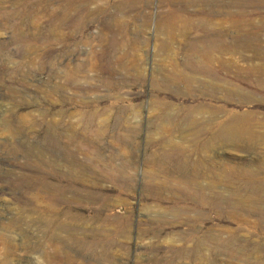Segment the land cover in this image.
I'll return each instance as SVG.
<instances>
[{
  "label": "rangeland",
  "instance_id": "374dc122",
  "mask_svg": "<svg viewBox=\"0 0 264 264\" xmlns=\"http://www.w3.org/2000/svg\"><path fill=\"white\" fill-rule=\"evenodd\" d=\"M197 1L202 0H0V257L11 244L19 246L16 264L49 256L53 251L43 224L62 223L75 228L73 240L93 242L96 249L84 252L70 241L65 247L66 233H57L60 255L65 250L69 256L62 264H89L92 254L109 257L100 258L101 264H264V193L256 202L244 191L253 184L264 188V33L252 41V50L244 44L213 53L236 64L229 73L211 65L222 86L217 95L186 83L155 89L164 80L159 71L194 72L187 44L202 38L201 30L171 39L158 28L174 11L193 16L195 23L203 17ZM248 1L233 0L229 14L211 19H242L240 6ZM202 3L211 7L227 0ZM245 11L257 24L264 0H253ZM196 46L202 51L201 42ZM236 69H249V77H235ZM235 92L251 99H226ZM90 112L97 116L93 125L83 119ZM44 114L57 132L73 134V146L50 138L40 119ZM232 116L246 121L240 141L206 144ZM194 122L209 129L192 131ZM27 149L45 153L46 159L26 155ZM166 154L176 158L166 173L181 178L190 171L199 186L211 188L206 196L216 191L222 197L221 207L200 203L193 185L184 191L162 174L153 179ZM53 157L72 174L57 177L46 170ZM177 163L184 169L175 168ZM237 188L239 197L231 198ZM46 192L57 193L53 210ZM240 198L247 203L236 210ZM66 208L70 213L59 215ZM89 230L103 235L89 236Z\"/></svg>",
  "mask_w": 264,
  "mask_h": 264
},
{
  "label": "bare ground",
  "instance_id": "6f19581e",
  "mask_svg": "<svg viewBox=\"0 0 264 264\" xmlns=\"http://www.w3.org/2000/svg\"><path fill=\"white\" fill-rule=\"evenodd\" d=\"M202 1H204V0H202ZM202 1H201V3H199V1H197V3L195 4V6L197 7L198 11L203 14V17L197 19L195 23H194V21L192 19V18H194L193 16H192V18H190V17H187L188 15L185 16V14H181V12H179V11H174V12H169L167 14V17L165 18V20L162 23L159 24L158 31L159 32L166 31V33H169L170 34V38L171 39H173V34H175V33H178L179 35L185 36L186 34H188L187 32L192 31L193 29H199V31L201 30L200 32H202L201 33L202 34V38H200L199 40H196V41L194 40V42L192 43L193 45H191L190 43L187 44V47L189 48L188 51L191 53L189 55V58H188L190 60V64H191L190 68L192 67L193 70H194V72H191L190 71L192 74L191 73H186L185 71L182 72V73H180V72L177 73L176 70H175V72H172L171 71V73L168 72L166 74H162V72L159 71V74L161 75V77L164 80L163 81L161 80V81L157 82L155 84V89H158V90L160 89L161 90L163 88H167V87L172 86V84L186 83V84H190V85H196V87L198 89H199V87H201L200 88V91L201 92H204V93H207V95H209V96L217 95L218 91L222 88V86H220L219 84L215 83L216 80H219V77H217V75L213 72V70L211 68V65L217 64L221 68V70H224L227 73H229V72H232V68H231V71L228 70V68L231 67V66H233V68H234L235 67L234 66L235 63L233 64V62H232L231 59L226 60V59H222V58H217V57H215L213 55V53H216V52H220V53L221 52L222 53L223 52H226V53L233 52L236 49V47H239V46L244 45V44H245V46L248 49L252 50L253 46H256L254 42L252 44V41H255V42L258 41V39L256 37L259 36V35H261L262 33H264V14L259 15V17H261L262 21L258 22L257 24H254L253 23L254 22L253 20L255 19V15H252V14L249 15L245 11L248 8H252V6H253V0H249L248 2H245V3H243L240 6V10L241 11L239 12V15H242L241 16V17H243L242 19L241 18H237V17H233V16H229L227 19L220 20V21H217V22H215L211 18L214 17V16H218L220 13H222V14H229V11H230V9L232 7V2L231 1H233V0H227V4H222V3H220L218 5L213 4L211 7L210 6H208V7L205 6L202 3ZM221 1H223V0H221ZM245 13L248 14V15H245ZM119 22H118V24H119ZM114 24L115 25L117 24V20H115V23ZM230 35L231 36L234 35V36L231 37ZM167 36H168V34H167ZM229 37L231 38V40L228 41L227 38H229ZM167 38H169V37H167ZM185 39H187V38H185ZM200 42L202 43V46H203V48L201 49L202 51H198L197 46H196V44L197 43H200ZM165 44H168V43H165ZM259 45H261V43ZM162 47H164V46H162ZM167 49L168 48H166V50ZM162 52H163V50H162ZM172 59H174V58H172ZM234 62H236V60ZM241 68H243V67H241ZM248 70L246 71V69L245 70L236 69V70H234L235 71L234 72V76L235 77L242 76L244 78H248L249 77ZM250 72H252V71L250 70ZM197 74L199 76H203V78H198L196 76ZM182 81H184V82H182ZM220 92H222V91H220ZM261 92H262V90H261ZM226 95H227V98L226 99H229V97L235 96V95H238L245 102H247V101H249L251 99V95L250 94H244L243 95V94H240L238 92H235V93H226ZM224 97H226V96H224ZM202 111H203V109H202ZM216 111L219 112L218 110H216ZM102 112H104V111L102 110ZM200 112H201V109L200 108L197 111H195V113L197 114L196 116H200ZM96 117H97L96 116V113L90 112V113L86 114L85 115V118H83V119L84 120H87L89 122V124L91 123L93 125L94 120H96ZM167 117H171V115H169ZM201 118L204 119V117H202V116H201ZM40 119L45 124V131H46V133H49L50 138H52L53 140H57V139L60 140V138H64L67 141V143H68L69 146H73L74 145L76 138L73 136V134L71 132H65V131H63V129H62L63 133L57 132V129H55V127L53 126L52 120L50 118H48V116H45V114H44V116H41ZM212 120H213V118L210 119V123H212ZM206 122L209 123V120L208 121L206 120ZM245 122L246 121L243 120V117L242 116H232V117H230L228 120H226V122H223V123H220L219 124V126L217 127L218 130L215 133L210 134V137L206 141V144L217 145V144H220V143H234L237 140L240 141L241 136H242L243 133L241 134L239 131L240 130H243V131L248 130V128L245 127V125H244ZM209 124H205L203 126L200 123L194 122L191 126H189L190 127L189 129H191L192 131L201 132V131H205V130L209 129V127H208ZM210 126H211V124H210ZM214 126L215 125H213V127ZM71 129H72V126H71ZM94 129H91V130H94ZM17 132L18 131H16V130L12 131V133H14L13 134L14 136H17ZM93 133L95 135H97L96 129H95V131ZM26 136H27V134H26ZM99 137L101 139L103 137L102 134H100ZM47 140H48V138H47ZM158 141L160 142L161 145H166V146H170V147L174 148L173 143L169 139H167V138H159ZM43 146H45V145L43 144ZM50 146H51V144H50ZM80 146H81V144H80ZM46 149H47V147H46ZM24 153L26 155H29V156H31V157L39 160L40 162H42L43 159H46V158H44L45 153H43V152H38L36 154V153H33L32 150L27 149V151H25ZM13 154L15 155V153H13ZM163 154H165V153H163ZM56 157H53L54 159L51 160V164L50 165L44 166L45 169L48 170L49 172H51L52 175L54 174L57 177L58 176H65V175L67 176L69 173L72 174V171H74L73 169L67 167V169L62 170L58 165H56ZM174 159H176V158L171 157V156H169L167 154L164 155L163 156V162L164 163H161L162 171L158 172L159 173V174L157 173L158 175L156 174V176H154V177L152 176L153 179H156L157 180L158 178H160L158 176L160 174H162V176H165V178L168 181L169 180H172V181L174 180V182L176 184H180L181 187L184 188V191L187 190L191 185H193L194 186V191H195V193L197 195V198H198V201L200 203L210 202L216 208L221 207L222 202H223L222 197L216 191L213 192L214 194H213V196L211 198H209L208 195L206 196L205 195V191L207 189L210 190L211 188L210 187L205 188V187L199 186V184L196 182L199 179V177L193 175V173L190 174L189 173L190 171L188 173H183L181 178H179L177 175H174L175 176L174 177L171 174L166 173V172H168L167 165L172 164L174 162L173 161ZM12 165H14V164H12ZM174 167L177 168V169L180 168V170H181V168H183L184 165L183 164H180V163H177V164H174ZM185 167L187 168V165ZM41 168H42V166H41ZM104 169L106 171L108 168L105 167ZM115 171L116 170H113V173H115ZM117 171H118V173H120V170H117ZM247 173H249L248 176L250 178L253 177V173H251V172H247ZM239 174L240 175H243V176H246L247 175V174L244 173V171H240ZM5 175H6V173H5ZM237 175H238V173H237ZM0 176H3V175H0ZM52 187H53V185H52ZM54 187H56V185ZM0 189H3V187L0 188ZM244 191H246V192L250 193L251 195H253V197L251 198V200L257 202L258 201V196L257 195H259L261 193H264V188L261 185L253 184L251 187L250 186L249 187L246 186L244 188ZM240 192H241V190H239V188H237V191H235L231 195L232 196L231 198H234L235 199V198L239 197V193ZM55 193L56 192H46L45 193L47 200L50 201V209L51 210H53L55 208L56 204L59 202V200L56 197L57 193H56V195H55ZM240 199L241 200H239L238 202L234 203V205H235L234 208L236 210H242L243 209V205H245L244 203H247L246 202V198H240ZM256 202H254V203H256ZM70 211H71V209L66 208L64 210H59L58 212H59V215H61V213H64V212L69 214ZM63 217H65V216H63ZM104 219L105 218H102V220H104ZM45 222H48V221H45ZM65 222H68V221H65ZM38 224H40V223H38ZM43 227H44V229L47 230L46 231L47 234H48V236H47V242L49 243V246H51L53 252L49 256L43 257V255H40L38 257H35L34 260H33L34 262H32L30 264H45L46 261L49 264H62V259L63 258H69L68 254H67V252H65V250L63 251L64 253H62V255H60V251L62 252V250L59 251V246H58V241H57V233H61V232H62V234L63 233H66V239L65 240L63 239V243H62L65 247H66V245H65L66 242L67 241H70L71 244L74 247L79 248V249L80 248L84 249V252L85 251H89L90 253H93L96 250V249L94 250L95 244L93 242H85L86 240L83 241V239L79 240V239H76V238H75V240H73L72 239V236L76 232L75 231V228L70 227V229H69V225H67V224L58 223V224L54 225L52 223H44L43 224ZM88 235L89 236L103 235V231H98L97 232L95 230H89ZM73 238H74V236H73ZM220 243H225L226 244V243H230V242H228V241L227 242L220 241ZM67 244H69V243H67ZM231 246H232V244H231ZM18 248H19L18 245L11 244L10 247H9V250L5 253V255H2V257H0V264H16L15 262H16L17 258H15V252L18 250ZM240 251H241V248H240ZM235 254L238 256V258L239 257L240 258L246 257V256H244L242 254H237V253H234L233 255H235ZM92 256H93V260L90 261L89 264H98L99 263L98 260H100V258H103L105 260V262H106V260L109 259V257L107 255H104V254H101V255L92 254ZM94 260H96V261H94ZM71 262H73V264L75 263V261H73V260H71ZM67 263H69V262H67ZM76 264H80V263H76ZM99 264H101V263H99Z\"/></svg>",
  "mask_w": 264,
  "mask_h": 264
}]
</instances>
